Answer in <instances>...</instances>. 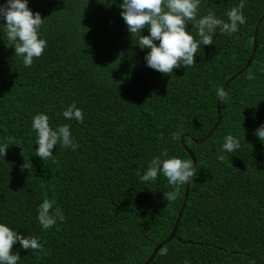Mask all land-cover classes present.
Returning a JSON list of instances; mask_svg holds the SVG:
<instances>
[{
    "label": "trees",
    "instance_id": "obj_1",
    "mask_svg": "<svg viewBox=\"0 0 264 264\" xmlns=\"http://www.w3.org/2000/svg\"><path fill=\"white\" fill-rule=\"evenodd\" d=\"M122 3L27 0L45 19L38 37L47 42L30 67L15 56L0 18V143L6 136L14 141L0 156V224L44 247L25 250L17 241V264L146 263L170 236L187 183L171 185L162 172L154 181L140 177L155 157L192 160L188 150L197 162L189 199L176 236L150 264H264V141L254 135L264 125V20L253 63L244 69L264 0H244L246 22L237 32L217 29L193 66L169 74L147 66L150 49L128 31ZM240 3L202 0L197 18L211 10L228 22L226 13ZM141 35L150 36L147 26ZM249 70L255 79H247ZM236 75L218 113L217 89ZM73 103L83 122L62 115ZM41 113L53 130L69 126L75 150L57 144L52 158L36 156L32 120ZM219 116L208 140L193 141L206 137ZM228 135L240 142L231 153L223 150ZM25 161L31 170H21ZM177 188L168 202L164 193ZM45 199L65 217L47 230L37 219Z\"/></svg>",
    "mask_w": 264,
    "mask_h": 264
},
{
    "label": "clouds",
    "instance_id": "obj_2",
    "mask_svg": "<svg viewBox=\"0 0 264 264\" xmlns=\"http://www.w3.org/2000/svg\"><path fill=\"white\" fill-rule=\"evenodd\" d=\"M201 2L202 0H123L120 5L121 16L128 26V31L137 40V45L141 49H150L145 56L148 67L163 74H169L173 72V69L181 66L191 67L195 64L194 57L198 48L201 45L211 46L213 44V35L217 29L223 34H232L238 31V25L246 22L242 13L245 6L244 0L226 13L228 22L216 18L211 10L207 15L198 19V6ZM0 18L6 20L5 32L8 41L15 49V56L23 57L24 66L30 67L34 57L39 58L47 46V42L38 37V30L45 19L41 18L40 13L34 14L29 10L27 0H7L5 5L0 6ZM188 21L197 31L198 41L186 31ZM146 26L150 36L141 35V31ZM154 41H159V45L157 46ZM247 79H255L251 70H249ZM216 95L220 103H225L228 99V94L223 88L217 89ZM62 115L66 119H75L77 122H83L84 119L82 110L78 109L75 103L68 107ZM32 128L37 134L36 156L42 160L53 157L52 150L57 144L62 148L71 147L73 150L77 147L69 126L61 125L53 130L49 126V117L43 113L33 117ZM254 135L260 141H264V125L258 127ZM224 139V151L231 153L240 148L239 140L232 135ZM13 142V137H4L3 142L0 143V156L6 155L9 144ZM161 156L167 157V150L162 152ZM219 158L224 159L222 156ZM31 168V163L26 161L21 166L22 171L31 170ZM161 172L168 179L169 184L177 186L190 183L192 177L196 175V168L193 166V160L155 157L140 179L144 182L154 181ZM178 194L179 189L177 188L175 191L164 193V198L168 202H173ZM54 204V200L45 199L38 208L37 219L45 230L55 225L57 220L64 221L65 219L59 207L53 209ZM17 241L25 250L39 249V252H44V247L37 238L18 235L16 231L0 224V264H17L20 259L19 254H12L13 245ZM160 254L166 255L167 249H162Z\"/></svg>",
    "mask_w": 264,
    "mask_h": 264
},
{
    "label": "water",
    "instance_id": "obj_3",
    "mask_svg": "<svg viewBox=\"0 0 264 264\" xmlns=\"http://www.w3.org/2000/svg\"><path fill=\"white\" fill-rule=\"evenodd\" d=\"M264 20V15L258 20V23L256 25V29H255V38H254V49H253V53H252V56L250 57V59L248 60L246 66L244 67L247 68V67H250L253 63V60H254V56L256 54V51H257V48H258V44H257V35H258V30H259V27H260V24L263 22ZM242 69V70H244ZM242 71H240L238 74H241ZM237 77L234 76L233 78H231L230 80H228L225 85H224V91H226V89L228 88V85L229 83L231 82V80L235 79ZM217 109H218V113H220V102H219V99H218V102H217ZM221 121V116H219L218 118V121L216 123V125L214 126V128L208 133V135L206 137H204L201 141H196L193 139V141H195L198 145L202 144L203 142H205L206 140H208V138L212 135V133L216 130L217 126L219 125ZM183 139V138H182ZM183 141V140H182ZM189 155L191 156L192 160H193V166L194 168H196V158H195V155L189 151ZM189 186H190V183H187L186 185V189H185V197H184V200H183V204H182V207L181 209L179 210V214H178V217H177V220L175 222V225H174V228L170 234V236L168 237V239H166L164 242H162L161 244H159L155 250L153 251V254L151 255V257L148 259V261L144 264H150L152 262V260L156 257L158 251L165 245L167 244L168 242H170V240H172L175 236H176V233H177V230L179 228V225H180V222L182 220V216H183V213H184V210L186 208V205H187V202H188V199H189Z\"/></svg>",
    "mask_w": 264,
    "mask_h": 264
}]
</instances>
